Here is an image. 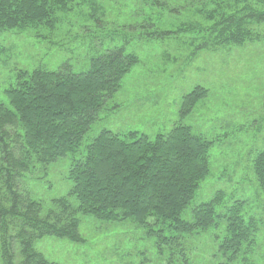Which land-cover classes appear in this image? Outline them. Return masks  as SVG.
I'll list each match as a JSON object with an SVG mask.
<instances>
[{"label":"trees","instance_id":"16d2710c","mask_svg":"<svg viewBox=\"0 0 264 264\" xmlns=\"http://www.w3.org/2000/svg\"><path fill=\"white\" fill-rule=\"evenodd\" d=\"M76 1L0 0V31H55L63 22L62 13L69 15ZM139 1L181 13L164 0ZM176 1L195 10L209 26L186 23L176 31L156 30L148 36L199 34L201 48L208 49L242 46L264 37V0ZM138 62L136 55L117 48L92 57L81 72H74L69 61L56 71L19 72L16 83L5 91L9 104H0L2 264H59L38 252L35 242L54 237L84 244L80 228L85 217L135 225L155 241L165 264H193L195 248L187 243L189 238L215 229L223 220L226 234L219 243L218 264H252L249 255L255 251L260 222L244 216L246 202L236 201L219 215L217 207L225 200L220 191L211 202L192 210L191 221L183 219L210 174L213 142L183 123L209 95L200 86L183 97L180 121L166 135L152 139L136 131L124 137L102 131L86 146L85 157L71 162L67 179L73 187L65 197L47 202L22 191V180L38 167L45 169L79 152L99 113ZM253 169L264 193V151ZM139 264H145V258Z\"/></svg>","mask_w":264,"mask_h":264},{"label":"rangeland","instance_id":"374dc122","mask_svg":"<svg viewBox=\"0 0 264 264\" xmlns=\"http://www.w3.org/2000/svg\"><path fill=\"white\" fill-rule=\"evenodd\" d=\"M164 1L181 13L144 6L139 0H77L69 15L62 13L63 22L55 31H0V104H9L5 91L22 71H56L69 61L74 72H81L88 69L92 57L117 48L139 59L99 113L79 152L45 169L38 167L22 180V191L47 202L65 197L73 187L67 179L71 162L83 159L86 146L102 131L122 137L136 131L152 139L166 135L180 121L183 97L200 86L209 95L183 123L213 142L210 174L183 219L191 221L192 210L211 202L220 191L225 200L217 207L219 215L236 201L246 202L244 216L260 222L257 245L249 256L252 264H264V193L253 169L257 155L264 151V37L242 46L210 49L201 48L199 34L150 37L156 30L176 31L186 23L209 26L191 7ZM80 230L84 244L45 237L34 247L59 264H139L142 257L145 264H165L155 241L131 223L107 224L85 217ZM225 234L226 223L219 220L215 229L189 238L187 243L195 248L192 263L218 264Z\"/></svg>","mask_w":264,"mask_h":264}]
</instances>
